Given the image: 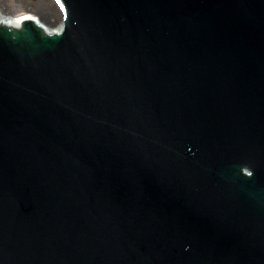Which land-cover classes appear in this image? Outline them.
<instances>
[{"label":"water","instance_id":"water-1","mask_svg":"<svg viewBox=\"0 0 264 264\" xmlns=\"http://www.w3.org/2000/svg\"><path fill=\"white\" fill-rule=\"evenodd\" d=\"M0 22V264H264V0H59Z\"/></svg>","mask_w":264,"mask_h":264},{"label":"bare ground","instance_id":"bare-ground-1","mask_svg":"<svg viewBox=\"0 0 264 264\" xmlns=\"http://www.w3.org/2000/svg\"><path fill=\"white\" fill-rule=\"evenodd\" d=\"M57 4L60 10L52 5L50 0H37L29 12L17 16L7 14L0 9V22L7 26L18 27L22 20L32 19L36 23L44 25L48 32H59L62 29L63 12L61 13L62 6L59 0H57ZM58 18L59 21L55 22Z\"/></svg>","mask_w":264,"mask_h":264},{"label":"rangeland","instance_id":"rangeland-1","mask_svg":"<svg viewBox=\"0 0 264 264\" xmlns=\"http://www.w3.org/2000/svg\"><path fill=\"white\" fill-rule=\"evenodd\" d=\"M52 5L56 6L60 10L57 0H50ZM37 3V0H0V9L10 15H22L29 12L33 6ZM63 12V9L61 13ZM60 13V11H59ZM60 18V16H59ZM59 18L55 21L58 22ZM54 20V19H53Z\"/></svg>","mask_w":264,"mask_h":264}]
</instances>
